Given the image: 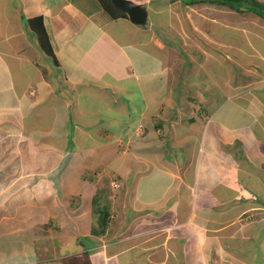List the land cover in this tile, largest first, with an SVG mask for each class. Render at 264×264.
I'll return each mask as SVG.
<instances>
[{
	"label": "crops",
	"instance_id": "crops-1",
	"mask_svg": "<svg viewBox=\"0 0 264 264\" xmlns=\"http://www.w3.org/2000/svg\"><path fill=\"white\" fill-rule=\"evenodd\" d=\"M8 1L0 0V264H264L261 11L132 0L148 12L135 25L100 0ZM38 16L58 64L31 32ZM174 38L203 53L197 65L230 71L209 73L215 86L224 82L191 118L171 87L183 62ZM43 115H53L50 126L39 124ZM111 178L117 188L98 199L99 180Z\"/></svg>",
	"mask_w": 264,
	"mask_h": 264
},
{
	"label": "rangeland",
	"instance_id": "rangeland-1",
	"mask_svg": "<svg viewBox=\"0 0 264 264\" xmlns=\"http://www.w3.org/2000/svg\"><path fill=\"white\" fill-rule=\"evenodd\" d=\"M11 1H14V0H11ZM9 2H10V0L8 1V3ZM1 3H2V0H1ZM217 4H220V6H226L228 8H231V7L235 8V6H231L232 2H228L226 0H220V2ZM7 7H10L9 9H11L13 6L7 5ZM47 8L49 9V6ZM12 18H13L12 16H8L6 18V21L7 20L9 21ZM0 20H4L2 15H0ZM150 21L151 20H149V22ZM226 36H227V39H226L227 42H231L232 39L234 41H238V42L240 41V43L243 42V40L240 36H233L229 33H226ZM35 38H36V36H35ZM168 41H170L171 46L174 48V55L176 57H179V58L182 57V61H183L182 65L175 64V66H173L172 71H173L174 79L171 80V87L173 88V92H176L178 90L179 93L185 94V105L182 108H183V112L185 113V115L188 118H191L192 116H194L196 114L192 111V109L195 111H198V112H200L203 108L206 109L205 104H207V103L204 101H205V99H209V96L207 94L209 92L214 93L215 91L213 89L217 88V86L219 87L221 85V83L224 82L223 80H220L218 83V81L216 80L217 86H215L213 84L215 80L209 79L210 75H212L214 72H216V73L223 76L227 72L230 74V71L223 70L222 68H221V71H217V69H216L217 67L212 61L206 62V63H204V65H203V63L200 65H197L195 63V61H201L200 57H201V54H203V53L200 54L198 51L199 49L196 48V45L191 44V42H190V46H185V39L181 41L180 39L174 38V39H170ZM188 56H189V58H188ZM183 58H184V60H183ZM201 59H202V57H201ZM204 60H205V58H204ZM173 61L179 62L180 60L173 58ZM193 61H194V63H193ZM203 66L205 68L204 70L207 73L200 71V74H199L198 69H199V67H200V69H203ZM229 67H230V65H229ZM239 69L241 70V76L240 77L244 78L245 77L244 73H243L244 68H242L240 66ZM209 73H210V75H209ZM263 79H264V76H263ZM252 81L253 80L251 78L247 81H242V82H248L247 84L249 85L250 83H252ZM225 82L230 83V81H227V80ZM263 82H264V80H263ZM253 84L256 85L257 82L253 83ZM234 85L235 86H237V85L241 86V83H240V81H234ZM202 93H204V95ZM205 93H207V94H205ZM98 99H99L98 100L99 104H97V102L94 101L93 105H95V106L100 105V102L102 101L103 98L99 97ZM135 105H136V103H135ZM43 116H44L43 118L39 119V124L41 126H44V127L50 126L53 123V121H52L53 115L51 118H48L46 115H43ZM31 121L33 122V120H31ZM38 136H40V134ZM31 137H32V135H31ZM45 137L46 136H42V135L40 136L41 139H43ZM32 139H34V138L32 137ZM29 147H30L29 151H35L37 149V147H33L30 145H29ZM38 152L39 151H37V153ZM7 153H8V151H7ZM1 156H2V154H1ZM8 156H10V153H8ZM47 161H49V160H47ZM98 179H99V177L97 178V180ZM112 183H113V186H112ZM98 185H99L98 186L99 190H98V192L96 191V193H97L96 196L98 197V199H101V200L103 199V197L106 199L107 195L110 196L111 194H113L111 189L117 188V180H115V178H111L110 180H106V179L101 180L100 179L98 182ZM109 187H111V189ZM95 210H97V209H95ZM211 262H213V263L219 262V254L215 255L212 258Z\"/></svg>",
	"mask_w": 264,
	"mask_h": 264
},
{
	"label": "trees",
	"instance_id": "trees-1",
	"mask_svg": "<svg viewBox=\"0 0 264 264\" xmlns=\"http://www.w3.org/2000/svg\"><path fill=\"white\" fill-rule=\"evenodd\" d=\"M104 9L109 12V14L115 18H128V15L126 13H124L123 11L119 10L117 7H115L110 0H100ZM195 1V0H194ZM209 2H215V3H219L220 0H207ZM228 2H232L231 6H236L235 8L239 11L240 8L238 7V5H242V4H247V7H249V9H255V10H259L261 11V14L264 16V5L259 3L257 0H226ZM186 4L191 3L190 0L184 1ZM196 2V1H195ZM203 2V0H202ZM29 25L31 28V32L36 36L37 41L41 47V49L45 52V54H47L48 56H50L54 62L56 64H58L56 57L53 53L52 47H51V43L48 39V35L47 32L45 30V26L43 23V17L42 16H38V17H34L31 18L29 20ZM97 202V200H96ZM102 213L100 214V218H99V227H98V233H102L105 231L107 224H108V219H109V212L104 210L101 211ZM66 263H70V261L65 260ZM63 261V262H65Z\"/></svg>",
	"mask_w": 264,
	"mask_h": 264
},
{
	"label": "water",
	"instance_id": "water-1",
	"mask_svg": "<svg viewBox=\"0 0 264 264\" xmlns=\"http://www.w3.org/2000/svg\"><path fill=\"white\" fill-rule=\"evenodd\" d=\"M119 10L128 15L129 20L135 25H145L148 20V12L145 7L132 0H110Z\"/></svg>",
	"mask_w": 264,
	"mask_h": 264
}]
</instances>
